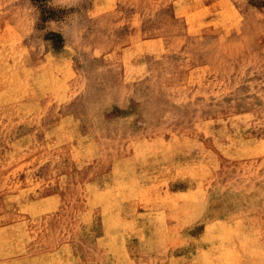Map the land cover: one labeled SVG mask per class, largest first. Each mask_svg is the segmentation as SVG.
<instances>
[{"label": "rangeland", "instance_id": "rangeland-1", "mask_svg": "<svg viewBox=\"0 0 264 264\" xmlns=\"http://www.w3.org/2000/svg\"><path fill=\"white\" fill-rule=\"evenodd\" d=\"M53 3L0 0V183L86 174L97 188L125 172L109 207L133 214L125 239L140 250L101 264H264V0ZM33 129L55 133L14 155ZM98 194L89 217L106 209ZM26 211L0 203L20 248L44 231Z\"/></svg>", "mask_w": 264, "mask_h": 264}, {"label": "bare ground", "instance_id": "bare-ground-1", "mask_svg": "<svg viewBox=\"0 0 264 264\" xmlns=\"http://www.w3.org/2000/svg\"><path fill=\"white\" fill-rule=\"evenodd\" d=\"M2 100H9L7 92H3ZM6 111L25 113L20 107ZM54 133L55 131L49 130L48 133L39 135L33 129L25 137L14 135V155L20 152L22 139H26L29 144H40L45 139L52 138ZM68 134L75 133L66 130L60 133L63 140L70 143L73 138L65 137ZM76 141L77 147L73 153L79 156L87 154L90 144L88 135H81ZM2 149L0 146V151ZM124 175L125 172L120 171L117 176L105 178L97 188L87 181L86 174L79 175L82 182L76 185H72L70 181L62 183L54 173H49V179L44 174L43 182L38 188L26 187L18 192H12L4 182L0 183L2 206L9 203L23 205L34 220L40 218L44 223L41 234H34V238L30 234L29 248H20L17 245L23 233V225L19 220L0 226V264H101L107 257L115 258L128 253L130 255L132 248L134 256L140 250L139 243L125 239V232L130 225L125 222L133 214L122 205L117 213L109 207L112 197L122 190L120 178ZM0 178L7 180L4 173L0 174ZM59 182L60 186L57 185ZM110 189L113 190L112 194L109 193ZM95 191L99 194L93 200L94 203L106 204L108 207L101 212L97 211V217H89L87 203H91ZM93 219L95 223L90 222ZM130 222V230L138 231L139 224L133 218ZM143 230L148 235H155L159 228L146 224Z\"/></svg>", "mask_w": 264, "mask_h": 264}, {"label": "clouds", "instance_id": "clouds-1", "mask_svg": "<svg viewBox=\"0 0 264 264\" xmlns=\"http://www.w3.org/2000/svg\"><path fill=\"white\" fill-rule=\"evenodd\" d=\"M78 3V0H54L53 5L57 6V7H68V6H76V4ZM52 25H56V24H52ZM54 30L59 31V26L53 28ZM61 34H64L61 31Z\"/></svg>", "mask_w": 264, "mask_h": 264}]
</instances>
